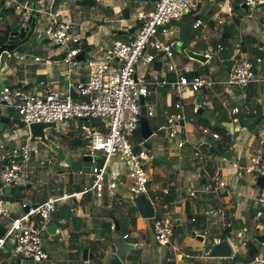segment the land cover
Masks as SVG:
<instances>
[{
    "label": "built area",
    "instance_id": "2783aa9c",
    "mask_svg": "<svg viewBox=\"0 0 264 264\" xmlns=\"http://www.w3.org/2000/svg\"><path fill=\"white\" fill-rule=\"evenodd\" d=\"M72 1L78 2V0ZM216 1L218 25L221 27L233 25L237 17L233 1ZM57 2L58 0H51L46 27L39 29L37 34L39 38H44L54 46L66 50L62 60L65 65L64 79L69 82V88L77 92L79 99L72 98L70 92L66 96L61 94L53 79L46 80V88L42 93H27L23 85L6 86L0 93V106L13 108L19 117L20 125L26 128L25 133H27L24 141L17 140L15 136H8L4 143L9 144L14 141L11 148H7L8 145L1 146L4 151L0 153V227H3L6 233L0 237V255L10 243L16 257L33 264L49 261L50 254L45 248L43 235L48 233L47 229L54 214L61 209L60 203L70 196L52 197L34 206L24 201L21 203V214L14 215L6 197V189L17 188L22 183L30 181L35 177V172L30 169L32 162L46 167L49 158L45 149L28 132L31 123L57 122L60 125L72 120L82 122L79 130L84 132L89 140L88 156L92 159L90 174L94 177L92 185L86 188L84 193L96 192L97 198H102L105 190L115 193L120 187L121 180L120 172L116 170L114 164L120 160L130 170L129 190L133 202L135 197L140 195L149 197L150 192L159 190L158 187L156 189L151 187L148 177L147 166L152 161L153 150L143 148L136 151V147L130 141L140 127L141 98L145 99L147 118H152L155 117V110L153 106L147 104V99L152 96L151 88L166 87L174 94L177 102L172 112L167 115L165 125L161 126L159 131L163 132L167 139L175 142L178 150L188 142L187 138L182 137L189 121L183 100L189 93L212 89L216 85L211 79L202 77L190 79L188 75L192 73V68L187 65L180 67L174 63L175 42L164 39L169 31L171 35L174 34L171 26L180 22L181 18L202 0H157L150 11L141 10L133 19L139 27L134 29L132 41L116 40L111 46L106 47L107 51L104 55L90 59L84 57L83 61L78 60L81 54L87 52L83 47L86 44L80 36V23L62 19L60 12H54ZM0 4L15 11L25 9L27 14L33 11L29 3L25 6L19 0H0ZM244 5L248 10L264 7V0H242L240 8ZM39 13L41 14L42 11ZM28 19L27 17L26 21ZM202 25V20L198 18L194 29ZM165 26L169 28L160 31V28ZM129 31L130 29L126 30L127 33ZM157 56H161V64H164L167 73L174 74V80L170 81L167 77H160L158 74L143 76L138 74L140 64L142 66L155 64ZM35 61L42 62L39 57L35 58ZM262 61V58H256L255 61L241 58L235 62L229 73V80L225 83L227 90L230 91L234 87L249 88L256 81L255 62L261 64ZM83 69L87 72L86 81L81 80ZM233 112L238 113L239 110L235 109ZM84 120L91 122L92 125L84 123ZM202 133L214 141L221 140L218 132L207 127L202 128ZM146 142L147 140L143 141L142 145ZM260 143L264 146V141ZM200 155L198 152V156ZM222 162L228 165L230 170L236 171V178L239 180L244 179L245 176H253L256 180L258 176H264L262 147L247 158V163L244 162L242 154L224 156ZM226 187L227 183L222 174L215 173L208 176V184L204 192L219 194ZM164 193L167 194L168 190ZM191 196L196 197V192H192ZM237 196L241 197V195ZM150 200L155 208L159 197L156 195V202ZM257 201L259 205L257 218L258 221L264 222V188L260 194L258 193ZM205 215L210 219L220 216L225 228L231 226L226 207H210ZM152 222L155 246L160 253L166 254V260L170 264L172 256L182 253V250L174 245L176 229L181 224V220L177 216L157 218L155 215ZM116 228V224L112 223L111 231H116ZM56 232L59 243H66L71 238L66 229H57ZM123 238L128 240L130 236L124 235ZM242 244L246 246L248 243L243 241ZM182 257L190 261V264H202L210 255L206 253L196 257L186 253L182 254ZM232 264H264V256L260 254L250 262Z\"/></svg>",
    "mask_w": 264,
    "mask_h": 264
},
{
    "label": "crops",
    "instance_id": "0c3cea01",
    "mask_svg": "<svg viewBox=\"0 0 264 264\" xmlns=\"http://www.w3.org/2000/svg\"><path fill=\"white\" fill-rule=\"evenodd\" d=\"M133 1L137 4V9H138L137 13H138L141 10L150 11L154 7L156 0H133ZM212 1L214 2L215 7L209 11L211 12L213 9L216 10L215 15L212 17V20L214 21L215 25L212 27L205 20L206 30L209 29V32L205 33L204 31L202 33L201 38L205 42L201 45L200 51L194 50L193 52L208 56L209 59L207 62H209V60L210 62L212 61V64L210 66L209 64L207 65L200 64L198 68L204 69L205 72H207L211 76H214L215 78V79L210 78L216 83L214 88L202 89V90L208 92L212 91L213 103L210 106V110H212L211 114L214 118V124L221 122V125L218 127L211 125L210 127L204 125L203 121L202 123L201 121L198 122L196 120V116L205 114V110L203 109L204 106L199 103L196 107L193 104L186 105L189 121L186 125V128L184 129L185 131L183 132L182 137L187 138L188 142L183 148L189 147V148H193L194 150L195 148L197 149L199 145L207 148L210 146L209 143H212L216 146L219 145L222 141L220 142L214 141L211 137L204 136L201 131L203 127H207L214 131H216L218 128H221L224 130L225 134L231 139L230 140L231 144L229 145V149H228L229 151L227 152V155L236 156L238 154L240 155L242 154L244 156V162L247 163V158L250 155L255 153V151H257L261 147L264 148V146H261L260 143L261 141H264V123L259 127L257 125L253 126L255 121L257 124H259L261 123L259 121L264 118V102L262 103V105H259L260 99H258V95L256 91L257 89L256 87H253V85L255 84L264 85V55H260V54L258 56L252 55L253 54L252 50L257 48L259 52H264V41L260 40L261 37L258 34L261 29H264V21H261L259 24L256 22L248 23L244 20V18L240 14H236L237 17L235 19L240 20V23L235 27L237 31L236 36L234 37V40L236 41V45H235L236 51L234 53L232 52L227 53L226 55L215 53L216 49L220 53L226 51L227 47L222 43V41H225L226 38L227 39L230 38L231 33H226L225 34L226 38L225 36L220 34V30L222 31L223 27L218 25V8L216 5L217 1L211 0L208 2H212ZM108 2L113 4L114 15L118 14V16H120L119 22L121 24H124L125 22L133 19L131 17V11L128 4L124 3L123 5H119L115 3L116 0H110ZM50 3L51 0H39L36 3V8H33V4L29 5L30 8L35 9L36 12L42 11L39 18H37L35 31L29 39L23 41V45L19 47L20 48L19 50H16L14 52H10L8 50L9 58L6 61L3 70H1V73L8 75L14 74L17 77V81L15 82V85H23V84L26 85L27 83H29L26 86L27 89L28 90L32 89L34 92L39 91L38 93H42L43 91H45L46 88V80L41 79L42 82H39V77L46 76L47 80L56 79L55 80L56 82L59 81L60 83H62V88L56 85L57 90L61 94L66 96L69 92L68 89L69 82L64 79L65 65L62 63V60L65 57L66 50L64 48H58L54 46L52 43L48 42L44 38H39V35L37 34V31L39 29L46 27L48 21V14L50 13L49 12ZM62 3L63 2L58 0V2L55 5L54 12L57 11L60 12L62 15V19L71 20L80 23V27H81L80 36L85 42L86 46H88L89 48L85 53L86 59H90L94 56H98L99 54H101L102 49L111 46L113 42L117 40L115 39L114 35L108 36L107 38H103V39H99L97 36L90 35V32L92 30H96L94 29V27L96 28L97 27L96 24L99 22L95 24H91L88 18H86L83 21H80L76 12L73 13L68 9L66 10L58 9L60 8L59 7L60 5H63ZM23 5L28 6L27 3ZM240 5L241 3L239 4L238 8L244 10L243 7L240 8ZM8 9H12V8L8 7ZM245 11L248 12L249 10H245ZM2 12L3 11L0 10V30H6V28L10 24H6V25L4 24L6 19L2 18L3 15ZM197 13L199 12L197 11ZM208 14L206 15V17L205 16L204 17L207 18ZM30 15L31 14L24 13V20L19 25L25 26L27 24L26 19L27 17L29 18ZM196 18H200L202 20V16L201 17L196 16ZM196 18L195 21L197 20ZM101 24L104 25L105 21H102ZM176 25H178V23ZM15 26L13 25L12 28L14 29ZM202 26H200L198 29H200ZM84 29L86 30L83 32ZM119 29L121 31H116L119 36H123L119 32H126L127 29L131 30V28H127V27H123ZM98 31L101 30L98 29ZM133 33H131L130 36L125 34L126 35L125 42L132 41L134 37V35H132ZM244 38L253 40L254 43L247 42L248 40H244ZM171 40L175 43L182 42V41H178V39L175 40L173 38ZM210 41L214 42L212 43L213 45H211ZM229 41H231V39H229ZM182 43L184 46V42ZM176 51H178V49H176ZM44 56H46V59H44ZM38 57L41 58L42 62L37 63L35 61V58ZM241 58L250 59L252 61H255L256 58H262L263 60L261 64L255 62L256 81L248 88L249 89L247 92L248 94L243 95V97L246 98V100H249L250 99L249 97L251 95L252 99L255 100L257 99L258 105H253L252 107H250L248 101L246 103V106H248L250 109L247 110L246 112H244V110H242L241 107L236 104V102L239 103L240 101L245 99L241 95H238L236 97L235 92L237 90L236 91L234 90L233 92L232 91L233 88H232L229 91L227 90L225 85V83L227 82L226 80L229 76V73L234 63L240 60ZM44 60L46 61L44 62ZM160 65H162L161 60H160ZM185 65L191 67L192 72L196 71L189 63H185ZM157 66L158 65H156L154 69L156 72L160 74L159 75L160 77H168L170 75L166 72L162 73L163 70L158 69ZM81 80L82 81L87 80V72L85 69H83L82 71ZM159 88L163 89L166 87H162V88L159 87ZM234 88H238V87H234ZM191 95H188L189 98L191 97ZM153 96H154V92L151 97ZM235 99L236 102L233 103ZM175 104L176 103H174V96L173 99H171V96L170 98L166 99L165 105L166 108L169 110V113L172 112L173 106ZM228 107H231V109L228 110L227 109ZM259 108H260V112L258 113ZM235 109H238L239 112L234 113L233 111ZM199 111H201V113H199ZM255 111H257L256 112L257 117H254L253 115ZM205 118H207V116ZM195 122L199 127L198 128L200 134L199 136L196 135V130L190 127L191 124ZM84 123H88V122L84 121ZM13 124L16 125L15 115L12 117L11 125ZM79 127L77 129H79ZM9 128L7 129L4 135L5 138L4 139L2 138V140H0V153H1L2 145L5 146L8 145L7 148H11V146H13L15 143L14 141L13 142L11 141L9 144L4 143L7 137L9 136V134L11 133ZM75 131L76 130L72 131V129L69 128V133L66 132V134L62 135V138L66 140V145L64 146L63 154L65 155L66 159H69L73 162L83 163L84 157L88 156V152L86 154V151H84L83 146L86 145V143H88V147H89V140L86 137L85 133L84 136L82 135L79 136L75 133ZM25 132L26 130L23 133H21L19 136H16L15 138L17 140L24 141V139L26 138L25 134H27ZM47 134L49 139L52 138L53 132L52 134H50L48 131ZM55 135L57 134L55 133ZM163 135H164V137H162L163 142L166 141L171 146L169 147L164 146V148L158 147V149H155V151L156 150L160 151V153L159 152L157 153L159 154L160 157H164L165 154L164 153L161 154V152H165L166 149H168L167 153L172 152L171 156L169 155V157L170 158L177 157L179 158V160L177 163L173 165L174 173L170 175H168V167L167 168L159 167L160 163L158 161H155L154 164L157 170H161L163 172V175L157 174L159 175V177L152 179V177L156 176L155 174H153L152 169L149 170L148 175L150 174V176H152V177L149 176L151 187L153 189H156L157 187L159 188L158 194L164 193L167 190L175 192L177 199L170 206V210L169 209L167 210L169 214H171L170 216L179 217L181 220V225L186 221L188 223L187 225L188 228L190 222L189 219L192 220V219L200 218L199 223L194 225L195 227H197L198 230L196 233H194V239H196L195 236H202L205 242L209 239L213 240L214 241L213 245L223 241L222 236L229 231L227 239L230 241L233 247V255L231 256V258L222 259V258L209 257L202 264H232L233 262H250L253 260V258L251 259L252 257L250 252L251 247L257 250L258 255L261 254L264 256V246H263L264 228L262 233L255 232L247 224L248 222L247 214L254 216L256 215V213H258V209H259V205L257 201L258 187L256 186L257 183L256 178L253 176H252L253 178L245 176L244 179L241 180L236 178L237 177L236 171L233 169L230 170L228 165L222 162V158L227 155L212 158L213 160L212 167H214L213 169H215L216 173L222 174L224 180L227 183V187L219 194L210 193L212 195H207V193L204 192V188L208 184V176L213 175L212 174L213 171L210 168L206 170L204 169V174L202 177L200 174V170L202 168L200 169L197 166H202V167L207 166V163L209 164L211 157L208 154L204 153L205 154V161H204V155L202 154L203 157L200 160L201 162L204 161V164L203 163L191 164V160L188 161V159L182 161L184 157H181V155L178 156L177 153L178 150L176 149L175 142L167 139L165 134ZM83 139L86 140V142H84ZM56 146L59 148L60 151V146L57 144ZM207 150L209 151V149ZM201 151H198L197 149L196 154L198 152H200L201 154ZM58 159L60 160V162L58 163L57 166H58V170H60L62 175H61V179L58 178L59 183H61L60 184L61 189H58L57 191L60 192L61 194L55 196L51 194L47 195V197L43 198L40 201L37 202L35 201V203L33 204V205L41 204L52 197L55 198L63 195L70 196L69 199L64 201L63 206H61L60 210L64 209L65 211L63 213L60 212L57 215H54L53 219L50 222V224L55 223L58 230H61V228L66 229L67 234H69L71 237L70 240H67L66 243L58 242L59 244L63 245L62 249L48 248L46 246V241L44 240L45 248L48 250L50 254L49 261L53 259L52 264H60L63 261L65 255H67L70 259L75 261V264H95L96 261H90L92 259H89L88 262L84 260V251L86 249L89 250V255H90L92 254L91 250H93V248H96L95 251L96 254L105 252L103 260H101L100 263L108 264L110 260L114 258L115 250L112 247L110 248L111 245L109 246V242L107 241V238L108 237L116 238L118 236H124V235H129L130 236L129 239H131L132 241H129L128 239V242L132 244H137L135 246L136 250H140L139 252L140 256L138 257L137 255L132 260H129V257L131 255L129 254L127 264H129L130 261L133 264H148V260L153 261L154 264H159L158 263L159 260L162 264H166V262L163 259L165 255H161L159 253V251L155 247V242H153L152 220H150V224L149 226H147L145 223L146 220L140 217L137 209L134 210L132 208L130 215L124 209L121 208L123 204L122 201L119 199H123L126 196L125 194H122L120 197L118 192L121 190L122 187H126L127 185L121 179L122 176H120V180H121L120 187L118 190L115 191V193L105 190L104 196L102 198H97L96 192L84 193V190L92 185L94 179V177L90 174L91 162L89 163L87 162V164L89 165H87L86 167L84 168L81 167L78 168L76 171H74L71 168V166H69V164H67L64 160H61L59 156ZM36 164L37 163L33 161L30 167H33ZM66 170H70V171L72 170L69 176L64 174ZM0 171H1V165H0ZM176 171H177V176L175 173ZM79 172H82V174H80ZM120 174H122V172H120ZM38 176H37L38 179L35 180L37 184L33 185L28 181L22 183V185L19 187H24L25 190H29V191L34 189V187H36L37 185H39V187L41 186L43 188H46L45 182L47 180H45L40 175V173ZM202 178L206 180L205 184L202 181ZM54 190L55 189H52V191ZM194 191L197 194L196 197L191 196V193ZM87 195L90 196L86 197ZM237 195H241V197H238ZM81 197H86V198L80 200ZM158 197H160V195H158ZM24 201L28 203L27 199L25 198ZM215 205H218L217 207L220 206L227 208L228 220L231 224L229 228H225L222 225V217H214L210 219L205 215V212L208 209H210V207L213 206L216 207ZM188 211L190 212L191 216L188 215ZM113 218H115V220ZM133 218L135 219V222L134 220H132ZM242 219H245L247 222L242 221ZM115 221L118 222L119 231H121L123 226L126 228L129 227V224H132V222H134V229L132 231L127 229L125 232H123L122 235L113 232L109 233L108 227L112 223H116ZM182 228L184 233L185 227L183 225ZM56 234L57 232L55 234L49 232L47 233V238L49 239V242H52L54 238L58 241ZM175 240L176 239H174V245L176 246ZM243 241L247 242L248 244L246 246L243 245L242 244ZM198 242L199 245L197 246L193 244V248H192V249L197 248L196 252L199 256L196 257L206 255L207 253L205 247L206 243L200 241ZM105 246L108 247L107 249H105L106 251H103V248H105ZM6 249H9L8 246ZM80 249L82 250L81 252ZM180 249L182 250V253L181 254L178 253L177 256H172L171 259L172 262L170 264H190V261L183 258L182 254L189 253L193 255V253L189 252L188 248H184V249L180 248ZM9 250L12 251V249ZM108 254H110L109 257L106 256ZM22 262L25 261L20 260L19 264H21ZM64 264H72V263L65 261Z\"/></svg>",
    "mask_w": 264,
    "mask_h": 264
},
{
    "label": "rangeland",
    "instance_id": "374dc122",
    "mask_svg": "<svg viewBox=\"0 0 264 264\" xmlns=\"http://www.w3.org/2000/svg\"><path fill=\"white\" fill-rule=\"evenodd\" d=\"M79 1H81V0H78V2ZM108 1H110V0H98V4L95 7H82V6H80V4L78 2L76 3V2H73L72 0H64V1H62L63 5H60L59 6L60 8H58V9H60V10L68 9L69 11H71L73 13L76 12V14L79 17L80 21H83L86 18H88V20H89V22L91 24H95V23L99 22V23L96 24L97 27L96 28L94 27V29H96V30H92L90 32V35L97 36L99 39L107 38L108 36L114 35L115 39L120 40L122 42H125L126 41V35L119 36L116 31H121L119 28H123V27H127V28L136 27V28H138V24L133 21V19L137 15V10H138L137 9V4L133 0H116V2H115L116 4L123 5L125 3V4L129 5L130 11H131V17L133 18V19L125 22L124 24H121L119 22L120 16H118V14L114 15L113 4L109 3ZM19 2L22 5L26 4V3L28 4L27 0H19ZM233 2L236 4V6H235L236 7V9H235L236 13L235 14H240L244 18V20L246 22H248V23L249 22L250 23L256 22V23L259 24L261 21H264V7L263 8L262 7L250 8L249 11L246 12L245 10H242V9L238 8L239 4L242 3V0H233ZM204 7H206V8H204ZM214 7H215V4H214L213 1L212 2H207L206 0H202L201 3H198L195 6L194 9L189 10V12L186 13L181 18L180 23L178 22V25H176V24L172 25V30L174 31V35H171L170 31H169L167 33V35L164 37V39H172V38L175 39V40L178 39V41L184 42V46L183 47H186L188 50H190V51H194V50L195 51H200L201 45L205 42L204 40H202L201 35H202V33L204 31H205V33L209 32V29L206 30V25H205L206 21H205L204 16H206L210 12L209 10H211ZM0 10L3 11L2 12V14H3L2 18L6 19L4 24L5 25L6 24H10L11 26H13V25L15 26V25H18L21 22H23L24 13H26L25 9L13 11L12 9H8V7H6L5 5H2ZM33 10H35V9H33ZM193 10H197L199 12L198 15L202 16L203 26L200 29H198V30H195L193 28V25H194V22H195V18H196L195 14L190 13ZM102 21H105L104 25L101 24ZM98 29L101 30V31H98ZM85 30L86 29H84L83 32ZM227 33H230V32H227ZM220 34H222L226 38V35H225L226 33H223L220 30ZM258 34L261 37L260 40L264 41V29H261ZM229 39H231V41H229ZM210 43H211V45H213L212 43H214V42L210 41ZM222 43L227 47L226 51L220 53L216 49L215 53L226 55L227 53H231V52L234 53L236 51V49H235L236 41L234 40V38H228V39L226 38L225 41H222ZM21 45H23V42L19 44V46L15 49V51L19 50L20 49L19 47ZM4 48H6V50L8 51L9 50V45L4 44ZM106 51H107V48L103 52H101V54H99V55H104L106 53ZM150 51L152 52V49ZM202 52H204V51H202ZM262 53H263L262 55H264V52H262ZM237 55H238V52H237ZM44 59H46V56H44ZM45 61L46 60H44V62ZM173 61H174V63H176L180 67L185 65V63H189L193 67L194 70H196V71L198 70V71L202 72V74H203L202 77L203 78H206V79L213 78V79H215L214 76L209 75L207 72H205L204 69L198 68L200 66V64L201 65L209 64V66H210L212 64V61L210 62V60H209V62L204 64L202 62L191 60L183 51L182 52L176 51ZM163 65L164 64H162V67H161V70H163L162 73H165V72L167 73V71L164 69ZM154 67H155L154 64L149 65V66H142L140 64L139 69H138V73H139L140 76H143V75H146V74H149V75L158 74V75H160L158 72L155 71ZM157 71H160V70H157ZM21 75H22V73H21ZM167 79H168V77H167ZM228 79H229V76H228L226 81H228ZM28 84L29 83H27L26 85L23 84V88H25ZM56 85L60 86L62 88V83H60L59 81L56 82ZM253 87H256L258 99H260L259 105H262V103L264 102V85L255 84V85H253ZM158 88L159 87H155V86L151 88L152 95H153V92H154V96L148 98V100H147L148 101L147 104L153 106V108L155 110V117L148 118L149 132H151V138L149 140H147L145 145H142L143 141H145L146 138L144 137L143 133L141 132V126H142L141 123H140V127H139L140 128V132L138 134H136V135L134 134L130 138V141L132 142V144L137 149L140 150V149L145 148V149L153 150V152H152L153 156L151 157L152 161L149 162L148 166H147L148 172H149L150 169H152L153 174L156 175V176L152 177L149 174L148 177L150 176V177H152V179H154L156 177H159V175H157V174L163 175V172L161 170H157V168H156V166L154 164L155 161H158L160 163L159 167H166V168L168 167V175H170V174L174 173L173 172V165L175 163H177L178 160H179V158H177V157L170 158L169 155L171 156L172 152H168L167 153L168 149H166L165 152H161V154L162 153L165 154L164 157H160L159 156V154L157 152L160 153V151H157V150L155 151V149H158V147L164 148V146L165 147L171 146L168 142H166V141L163 142L162 137H164V135H163L164 133L159 131V128L161 126L165 125L166 116L169 113V110L166 108V105H165L166 99L170 98V96H171V99H173V96H174V94L168 88H163V89H160V88L158 89ZM155 89H156V91H155ZM234 90L235 91L237 90L235 92L236 97L238 95H241L243 97L244 94H246V95L248 94L247 92H248L249 89L248 88H233L232 91L234 92ZM27 91H28L27 93H34V94H38V92H39V91H35L34 92L32 89L27 90ZM172 94H173V96H172ZM188 95H191V94H188ZM188 95L183 100V103L185 104V106L193 104L196 107L198 105V103L202 104L204 106L203 109L205 110V114L196 116V120L198 122L201 121V123H202V121H203L204 125H207V126H210V127H211V125L216 126V127L221 125V122L215 123L216 125L214 124V118H213V116L211 114L212 110H210V106L213 103L212 91L208 92V91L201 90L200 93L199 92L198 93H192L190 98H189ZM175 98L176 97L174 96V99ZM249 98H250L249 100H246V98H244L245 100H242L239 103H237L236 99H235L233 101V103L236 102V104L239 105L241 107V109L244 110V112H246L247 110L250 109L248 106H246V103L248 101H249L250 107H252L253 105H258L257 104V99L256 100L252 99L251 95H250ZM227 109L230 110L231 107H228ZM256 112L257 111H255L254 114H256ZM206 116H207V118H205ZM18 120H19V117L15 114V124L16 125L13 124L9 128L10 132H11L9 134V136H15L16 137V136H19L21 133H23L25 131L24 128L22 127V125H20V122ZM260 122L261 123L258 122L259 124H257L256 121H255L253 126L257 125L259 127V126L263 125L264 118L262 120H260ZM90 123L91 122H88L89 126H91ZM81 125L82 124H81L80 121L72 120V121L67 122V124H60L59 127H58V131H55V130H50L49 131L50 134H52V132H53V135H52V138H50V141L53 144H55V145L57 144V145L60 146L59 153L63 154V152H64L63 149H64V146L66 145V140L62 138V135L66 134V132L69 133V128H71L72 131L76 130L75 133L77 135L84 136V132H82L81 130L77 129ZM196 125L197 124L195 122V123L191 124L190 127L193 128L194 130H196V135L199 136L200 135L199 131H198L199 127H198V125L197 126ZM68 126H71V127H68ZM55 133L57 135H55ZM220 136H222V135H220ZM4 138L5 137H3V139ZM83 141L86 142V140H84V139H83ZM220 141H222V137H221V140H218L217 142H220ZM38 144L45 149V152H47L49 154L50 159L47 158L48 159V163H47L46 167H44V166L42 167V166H40L37 163L36 165H34L33 167L30 168V169H32L35 172V177L32 178L29 181L31 184H33V185L37 184V182L35 180L38 179L39 173L45 180H47L45 182L46 183V188H43L41 186L39 187V185H37L36 186L37 188L34 187V189H32L30 191L29 190H24V191L21 192V195L25 199H27L28 203L30 205H32V206H34L33 204L35 203V201L36 202L40 201L43 198L47 197V195L51 194V195L55 196V195H60L61 194L60 192L57 191L58 189H61V187H60L61 183H59V179H61L62 173L60 172V170H58V166H57L58 163L60 162V160L58 159V156H56L55 154H52L47 148H45L39 142H38ZM83 147H84V151H86V154H87V152L89 151L88 143H86V145H84ZM203 148L204 147L202 146V149ZM137 149H136V151H139ZM1 151H4V149H1ZM196 152H197L196 148L193 150V148H189V147L181 148V149H178V151H177L178 156L181 155V157H184V159H182V161L188 159V161L191 160V164L192 163H201V160H200L198 154H196ZM173 153H175V152H173ZM114 167L116 168V170L118 172H122V174H120V176H122L121 179L123 180L124 183L127 184L126 187H122L121 190L118 192L120 197H121L122 194H125V196H126L123 199H119L118 198L119 200L122 201V204H123L121 208L124 209L128 214L131 215V209L133 208L134 210H136L137 208L135 207L134 202H132L133 197L130 195V190H129V187H130V178H129L130 170L124 164V162H122L120 160L116 161V164H114ZM71 171L70 170H66L64 174L69 176ZM47 172H50V173H47ZM175 173H176V176H177V171ZM249 177H252V176H249ZM173 179H175V178H173ZM52 189H55V190L52 191ZM230 190H232V189H230ZM158 192L159 191L150 192L149 193L150 199H153ZM207 195H212V194L208 193ZM89 196L90 195H87L86 197H89ZM86 197H81L80 200L85 199ZM63 203L64 202H62L60 204L63 206ZM215 206L216 207L213 206L212 208H220V206L217 207L218 205H215ZM11 208L13 209V212H14L15 216H19L21 214V210H20L21 209V203L20 202L13 201L11 203ZM155 210H156L158 215H161V217H167V216L171 215V214H169L168 211L164 210L160 206H155ZM64 211H65L64 209L60 210L57 213H55L54 215H57L60 212L63 213ZM218 217H220V216H218ZM132 220H134V222H135L134 218ZM247 220H248V222L245 219H242V221H246L247 222L248 226L253 231L262 233L263 228H264V222L258 221L257 213L254 216L247 214ZM134 222H132V224H129V227H127V228L123 226L121 231H118L117 233L122 235L123 232H125L127 229L132 231L134 229ZM145 223H146L147 226H149L150 220H146ZM182 225L185 227V232L182 233L181 235H177L175 237L176 246H179L182 249L188 248V251L192 252L194 256H199L197 254V252H196L197 248L192 249L193 248V244L197 245V246L199 245L198 240L194 239V233H196L198 231L197 227L192 225L191 228H188L187 227L188 223L186 221ZM110 226L108 227V232L109 233H111L110 232L111 229L109 230ZM43 239L46 241V246L48 248H61L62 249V247H63V245L59 244L58 241L55 238L53 239L52 242H49V239L47 238V234L43 235ZM129 241H132V240L129 239ZM153 242H154V238H153ZM106 243H107V241H106ZM111 247L114 248V250H115V245L114 244L111 243L110 248ZM70 251H72V250H70ZM81 251L82 250L80 249V252ZM139 252H140V250H136V249L133 252H131L130 253L131 254L130 255V259L132 260L137 255L139 257L140 256ZM160 254L161 255H165V257L163 259L166 262V264H168V262L166 260V254L165 253H160ZM106 256L109 257L110 254H108ZM18 258L20 259V257H16L15 256L14 252H12L9 249H6L0 255V264H19L18 263ZM65 261H68V262H70L72 264H75V261L70 259L67 255L64 256L63 261L60 264H64ZM90 261H96L97 263L95 262V264H101L100 263L101 261L99 259H96V260L92 259ZM52 263H53V259H51L48 262H44L43 264H52ZM127 263H125V264H127ZM158 263L162 264L160 262V260H159ZM21 264H33V263L32 262H22ZM129 264H133V263L130 261ZM148 264H154V263H153V261L148 260Z\"/></svg>",
    "mask_w": 264,
    "mask_h": 264
},
{
    "label": "water",
    "instance_id": "95a60500",
    "mask_svg": "<svg viewBox=\"0 0 264 264\" xmlns=\"http://www.w3.org/2000/svg\"><path fill=\"white\" fill-rule=\"evenodd\" d=\"M209 1V0H208ZM36 7V4H33V8ZM244 10H248L247 6H243ZM15 11V10H14ZM37 12L33 10L31 12V15L27 21V24L25 26H20L19 24L14 27L13 32L10 34L9 40L7 44L9 47H14L20 42L26 41L29 39L36 28L37 23ZM198 19V18H196ZM169 26H165L160 28V31L168 29ZM134 30H131V33H133ZM120 34H124V32H120ZM174 48L178 49V51H184L187 56L195 61L206 63L209 59L208 56L196 53L193 51L188 50L186 47H183L182 42H178L174 44ZM85 57V54H81L79 56L78 60L83 61ZM9 58L8 51L4 48L0 49V93L6 86H15V82L17 81V77L13 75H8L1 73V70H3L4 65L6 61ZM41 79L47 80L46 76L39 77V82H42ZM18 87H21L18 85ZM70 95L74 99H79V96L77 92L73 88H68ZM24 90H28L27 87L24 88ZM260 112V108L258 110V113ZM201 113V111H199ZM15 115V110L13 108H7L5 106H0V140L4 137L7 129L11 126L12 123V117ZM86 121V120H84ZM141 132L143 133L146 140H149L151 138V132H149V122L147 118V108L145 106V99L141 98ZM23 127V126H22ZM58 123L52 122V123H31L28 127V132L32 135V137L37 140L41 145H43L45 148H47L49 151L54 153L56 156H59L61 160H64L71 168L76 171L78 168L86 167L87 162H91L90 156H85L83 163L82 162H73L69 159H66L64 154L59 153V148L53 144L49 137H48V131L55 130L58 131ZM24 130H26L25 127H23ZM85 163V164H84ZM256 186L258 187V193L260 194L261 191L264 188V176H258ZM24 187L19 188H7L6 189V197L9 203L11 204L13 201H18L20 203L24 202V197L21 195V192L24 191ZM135 207L137 208L139 215L144 220H153L156 213L153 203L151 202L150 198L147 195H140L138 197H135L133 200ZM115 220V218H113ZM116 225H118V222L115 221ZM48 232L55 234L57 231V226L55 223H51L48 227ZM117 232L119 231V227H117ZM183 233L182 225L179 224L176 229V235H181ZM196 239L200 242H205L204 238L202 236H195ZM115 242V252H114V258L108 263V264H125L128 261V256L131 252H133L136 247L134 244L129 243L126 241L122 236H118L114 240ZM206 252L209 253L210 257L212 258H222V259H228L231 258L233 255V247L230 243V241L226 238L223 241H221L218 244L213 245L214 241L209 239L205 242ZM8 248L12 249V245L9 243ZM94 255H89V250L84 251V260L86 262L89 261V259H93ZM20 262V259L18 258V263Z\"/></svg>",
    "mask_w": 264,
    "mask_h": 264
},
{
    "label": "trees",
    "instance_id": "16d2710c",
    "mask_svg": "<svg viewBox=\"0 0 264 264\" xmlns=\"http://www.w3.org/2000/svg\"><path fill=\"white\" fill-rule=\"evenodd\" d=\"M39 0H28V3H30L31 5L32 4H36L37 2H38ZM157 1V0H156ZM155 1V2H156ZM79 4H80V6H82V7H95L97 4H98V0H81V1H79L78 2ZM1 4H0V8H1ZM14 11V10H13ZM215 13H216V10L215 9H213L211 12H209V14H208V17L207 18H205V20L208 22V24L209 25H211L212 27L215 25L214 24V21L212 20V17L215 15ZM192 14H195V16H199L198 14L199 13H197V11L196 10H193L192 11ZM199 17H201V16H199ZM240 23V20L239 19H235L234 20V23H233V25H231V26H224L223 27V29H222V32L223 33H227V32H230L231 33V36H230V38H234L235 36H236V33H237V31H236V26L238 25ZM13 26H11V25H9L7 28H6V30H0V49H2V48H4V44H7V42H8V40H9V37H10V34L12 33V31H13V28H12ZM138 27H139V25H138ZM132 29H136V27H134V28H132ZM131 29V30H132ZM131 30L127 33V32H124V34H122V35H128V36H130L131 35ZM120 33V32H119ZM134 34V33H133ZM244 40H248L247 42H250V43H254V41L253 40H250V39H248V38H244ZM20 44V43H19ZM19 44H17L16 46H14V47H9V51L10 52H14L15 51V49L19 46ZM84 47V50H87V49H89L88 48V46H86V45H84L83 46ZM5 49V48H4ZM252 53H253V55H255V56H258L259 54L260 55H262V52H259L258 51V48L257 49H254V50H252ZM160 59H161V56H157V60H156V62H155V66L156 65H158L157 66V68L158 69H161V67H162V65H160ZM203 74H202V72L201 71H193L191 74H189L188 76H189V78L190 79H194V78H199V77H201ZM168 79L169 80H174L175 79V76H174V74H170L169 76H168ZM177 102V99H174V103H176ZM254 115V117H257L256 116V114H253ZM260 120V119H259ZM258 120V121H259ZM260 122V121H259ZM24 127V126H23ZM140 132V128L135 132V135L136 134H138ZM216 132H218L220 135H222V142L219 144V145H214V144H212V143H209V147L207 148V147H204L203 149H202V146L201 145H199V147L197 148L198 149V151H201V155L199 156V158L200 159H202V157H203V155H204V157H205V154L204 153H206V154H208L210 157H211V160L209 161V164L207 163V166H205V167H202V166H197V167H199L201 170H200V174H201V176L203 177V174H204V169L206 170V169H211L213 172H212V174H214V173H216L215 172V169H213L214 167H212L213 166V160H212V158H216V157H221V156H224V155H227V152L229 151L228 149H229V145L231 144V139L225 134V132H224V130L223 129H221V128H218L217 130H216ZM137 149V148H136ZM207 149H209V151L207 150ZM137 150H139V149H137ZM198 154V153H197ZM203 154V155H202ZM204 161H205V158H204ZM204 161H202L201 163H203L204 164ZM102 163H100V165H101ZM211 174V173H210ZM202 181L204 182V184L206 183V180H204L203 178H202ZM158 194V193H157ZM156 194V195H157ZM156 195H155V197L152 199V200H154L155 202H156ZM158 195H160V197H159V200H158V202H156L157 204H156V206H160V207H162L163 209H165L166 211L169 209L170 210V206L176 201V199H177V196H176V194H175V192L174 191H168V193L167 194H165V193H161V194H158ZM160 201V202H159ZM188 215L189 216H191V214H190V212L188 211ZM156 217L157 218H161V215H158L157 214V212H156ZM190 220V222H189V228H191L192 227V225L194 226L195 224H197V223H199V221H200V218L199 219H194V222H193V219L191 220V219H189ZM117 227H118V225H117ZM110 229V228H109ZM110 232H112L111 230H110ZM5 233H6V231H5V229L3 228V227H0V237H2V236H4L5 235ZM113 233H117V231H114ZM228 233H229V231L226 233V234H224L223 236H222V240H224V239H226L227 237H228ZM177 235H175V237H176ZM114 240H115V237L113 238V237H108L107 238V241L109 242V246L111 245V243L112 244H115L114 243ZM108 247V246H107ZM107 247L105 246V248H103V251H106L105 249H107ZM95 251H96V248H93V250H91V253L92 254H94V258H93V260H96V259H99L100 261L101 260H103V257H104V253L105 252H101V253H99V254H96L95 253ZM115 252V251H114ZM250 252H251V255H252V257H251V259L253 258H255L257 255H258V252H257V250L256 249H254L253 247H251L250 248ZM112 260V259H111ZM110 260V261H111ZM129 260H131L130 259V257H129Z\"/></svg>",
    "mask_w": 264,
    "mask_h": 264
},
{
    "label": "clouds",
    "instance_id": "9594fccd",
    "mask_svg": "<svg viewBox=\"0 0 264 264\" xmlns=\"http://www.w3.org/2000/svg\"><path fill=\"white\" fill-rule=\"evenodd\" d=\"M30 4V3H29ZM13 9V8H12ZM14 10V9H13ZM37 18H39V16H40V13L39 12H37ZM88 122V121H87ZM116 227H117V225H116ZM116 230H117V228H116ZM123 237V236H122ZM126 241H128V240H126Z\"/></svg>",
    "mask_w": 264,
    "mask_h": 264
}]
</instances>
